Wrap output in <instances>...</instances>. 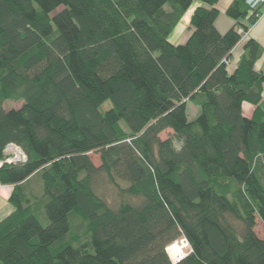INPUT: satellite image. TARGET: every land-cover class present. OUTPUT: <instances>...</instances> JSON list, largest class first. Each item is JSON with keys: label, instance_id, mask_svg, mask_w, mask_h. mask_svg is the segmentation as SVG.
<instances>
[{"label": "trees", "instance_id": "obj_1", "mask_svg": "<svg viewBox=\"0 0 264 264\" xmlns=\"http://www.w3.org/2000/svg\"><path fill=\"white\" fill-rule=\"evenodd\" d=\"M218 1L0 0V162L25 153L0 166V264H264L259 43L228 70L260 11L234 0L221 34Z\"/></svg>", "mask_w": 264, "mask_h": 264}, {"label": "crops", "instance_id": "obj_2", "mask_svg": "<svg viewBox=\"0 0 264 264\" xmlns=\"http://www.w3.org/2000/svg\"><path fill=\"white\" fill-rule=\"evenodd\" d=\"M233 1L234 0H219L218 3L215 5V7L220 12L217 20L215 21V26L221 34L227 33L231 28H233L236 25V21L230 18L226 14L227 9L230 7ZM198 5L199 3H196L194 8L192 7L193 9L190 8L186 12L185 17H183L182 19L185 22L184 26L182 27V30H184V32L183 33L181 32L180 34H178L179 36H177L175 34L177 29L175 28L176 31L172 32L169 37L170 42L174 44H182L187 41V39L191 35L192 30H191V27H188V28L186 27L190 23L191 16L194 12V9ZM260 11L262 13L261 16L258 18V20L254 24H252L249 27V29L246 32L243 33L242 39L232 50V59L228 66V70L230 72H233L235 68L237 67V65L239 64L244 54L245 44L250 39H254L262 47V55L256 62L255 68L256 70L262 71L264 73V5L260 7ZM242 22L246 23V21L244 20ZM174 35H176L177 37H173ZM263 99H264V92H263ZM261 104H262V101L260 103V108H261ZM253 107H254V111L251 117L254 116V112L256 108L254 105ZM13 188H14L13 185H0V221L10 216L15 211V207L9 201L10 195L13 192Z\"/></svg>", "mask_w": 264, "mask_h": 264}, {"label": "rangeland", "instance_id": "obj_3", "mask_svg": "<svg viewBox=\"0 0 264 264\" xmlns=\"http://www.w3.org/2000/svg\"><path fill=\"white\" fill-rule=\"evenodd\" d=\"M194 6L195 5H193V8H194ZM184 17H185V15H184ZM184 23H185L184 20H182L176 27L177 31L174 29V31H176L175 34L177 36H179L178 34H180L181 32L182 33L184 32V30H182V27L184 26ZM188 27H190V23L187 25L186 28H188ZM176 35H174L173 37H177ZM22 105H23V102L8 101V102L5 103V106L8 109H11V108L18 109ZM106 106H108V105H106ZM242 108H243V114L245 116L251 117L253 115L254 107L249 102L245 101L243 103V107ZM261 108H262V111H263V114H264V99L262 100ZM199 111H200V109H199L198 106H196L195 104L189 103L188 104V118H189V120H191V121L194 120L198 116ZM170 134H172V133L171 132H165V133H163L162 136L165 138V137L170 136ZM91 156H92V159L94 160V162L98 165L100 163L99 155L96 154V153H93V154H91ZM36 180H35V182H36ZM35 182H34V184L31 185V187L29 189L38 192L39 187H38V185ZM101 191L110 200H112V199L115 200V199L118 198V194H117L116 189L113 187V185L108 183V181H104V180L102 181V183H101ZM40 218H41V221L44 224L48 223V221H47L46 217L44 216V214ZM260 224L262 225L261 221H260ZM261 225H258V228H257L258 230L257 231L260 234L261 233L264 234V229H263V227ZM175 242H178L181 245H185V247H184V252H185L184 254L185 255H187L190 252V245H189V243L187 242V240L185 238H181V239H179L178 241H175ZM171 259H172V261L174 260L173 257H171Z\"/></svg>", "mask_w": 264, "mask_h": 264}, {"label": "built area", "instance_id": "obj_4", "mask_svg": "<svg viewBox=\"0 0 264 264\" xmlns=\"http://www.w3.org/2000/svg\"><path fill=\"white\" fill-rule=\"evenodd\" d=\"M247 5L250 7L252 11L254 10H259L262 5H264V0H246ZM261 11L259 12V17L261 16ZM258 17V18H259ZM239 33H244L243 28H239ZM25 159V153L22 150V148L14 143H11L7 145L5 149V159L0 162V166L4 163H18L21 162ZM186 255L184 254L181 258L179 259H174L173 262L177 263L180 260H182Z\"/></svg>", "mask_w": 264, "mask_h": 264}]
</instances>
